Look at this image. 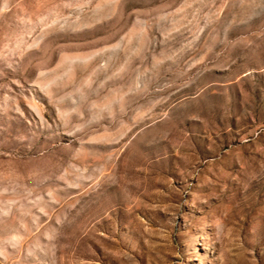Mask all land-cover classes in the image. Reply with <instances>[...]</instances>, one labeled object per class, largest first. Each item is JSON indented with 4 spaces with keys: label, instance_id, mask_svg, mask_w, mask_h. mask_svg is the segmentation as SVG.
Instances as JSON below:
<instances>
[{
    "label": "rangeland",
    "instance_id": "rangeland-1",
    "mask_svg": "<svg viewBox=\"0 0 264 264\" xmlns=\"http://www.w3.org/2000/svg\"><path fill=\"white\" fill-rule=\"evenodd\" d=\"M0 264H264V0H0Z\"/></svg>",
    "mask_w": 264,
    "mask_h": 264
}]
</instances>
